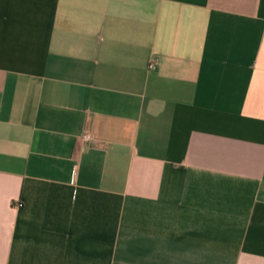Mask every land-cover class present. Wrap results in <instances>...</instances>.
<instances>
[{
    "label": "crops",
    "instance_id": "1",
    "mask_svg": "<svg viewBox=\"0 0 264 264\" xmlns=\"http://www.w3.org/2000/svg\"><path fill=\"white\" fill-rule=\"evenodd\" d=\"M0 264H264V0H0Z\"/></svg>",
    "mask_w": 264,
    "mask_h": 264
},
{
    "label": "built area",
    "instance_id": "2",
    "mask_svg": "<svg viewBox=\"0 0 264 264\" xmlns=\"http://www.w3.org/2000/svg\"><path fill=\"white\" fill-rule=\"evenodd\" d=\"M149 68H155L154 63H151V64L149 65ZM83 138H84L85 140L89 141V140L91 139V136H90L88 133H86V134L83 135Z\"/></svg>",
    "mask_w": 264,
    "mask_h": 264
}]
</instances>
